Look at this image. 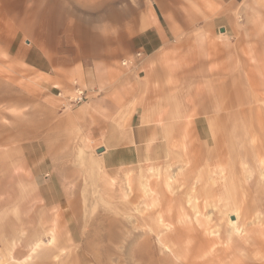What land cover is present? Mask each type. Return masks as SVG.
Wrapping results in <instances>:
<instances>
[{
	"label": "rangeland",
	"instance_id": "374dc122",
	"mask_svg": "<svg viewBox=\"0 0 264 264\" xmlns=\"http://www.w3.org/2000/svg\"><path fill=\"white\" fill-rule=\"evenodd\" d=\"M108 1L50 0V16L33 11L49 0H0V264H264V7L118 0L135 6L118 22ZM144 16L174 47L124 85L95 48ZM239 110L244 157L227 135Z\"/></svg>",
	"mask_w": 264,
	"mask_h": 264
},
{
	"label": "crops",
	"instance_id": "0c3cea01",
	"mask_svg": "<svg viewBox=\"0 0 264 264\" xmlns=\"http://www.w3.org/2000/svg\"><path fill=\"white\" fill-rule=\"evenodd\" d=\"M45 0H38L39 3L43 2ZM116 1L118 0H109L107 4V11L106 16L109 19H113L116 21L124 20L126 17V14L128 12H134L135 6L134 5H116ZM257 5L264 7V0H256ZM39 6V5H38ZM33 8V11L39 10L41 13L48 14V15H54L56 12H60L56 9V7L50 3L47 7H43L42 9L39 7ZM26 10V9H25ZM24 10V11H25ZM31 9L27 8V11ZM13 10L8 9H0V12L2 14H8L12 13ZM26 13V12H25ZM145 18V16L143 17ZM144 26L140 27V23L137 22L135 25L132 26L130 29H126L125 25L121 26V29L117 35L116 38L112 39L109 44L103 46V44H98L95 48L97 54H100L105 52L108 54V56L104 57V62L108 66L109 72H119L121 82L125 85L127 81H131L134 73L136 72L138 67H141L143 69H150L153 68L152 66L160 64V62L163 63L164 60L169 58V54L171 53L170 50L173 49V36L174 31L169 26L166 25V21L164 18L160 19L158 16L154 17L153 19H147L145 18ZM147 23V24H146ZM101 42V41H98ZM137 52H140L142 55H145V59L139 63H136V65L128 70L126 73V70L124 67L119 66L118 62L122 59H126L127 57H133L136 55ZM100 58H103L100 56ZM152 59H156V62L152 63ZM98 63V62H97ZM99 64V63H98ZM36 65V64H33ZM34 68H38L40 71L44 72L43 67L41 66H32ZM154 69V68H153ZM157 69V67H156ZM83 77L85 81L88 78V75L92 73L94 75V67L91 70L84 71V69L81 70ZM97 74V73H95ZM91 75V76H92ZM89 80V79H88ZM87 84V93L89 95H94L96 93V89L93 86L94 83H91V81L85 82ZM122 85V84H120ZM119 85V86H120ZM105 101L106 97L102 96L100 99H92L90 100L89 104L95 101ZM244 111L242 112L239 110V112L236 115H230L228 119L231 120L232 123L235 124L236 130L229 131L227 135H229V138L231 139L233 146V149L237 150L238 146H244V142H247L248 138L253 137L254 130L251 129V122L248 121L246 118V114L244 115ZM95 117H97L95 115ZM228 126V123H227ZM242 138H245L244 140H241ZM253 139V138H252ZM231 144V145H232ZM243 150V149H242ZM251 150L254 153L255 150H257V146L252 145ZM239 152V151H238ZM241 157H244L241 152H239ZM258 155L256 156V158ZM252 157L250 159H253Z\"/></svg>",
	"mask_w": 264,
	"mask_h": 264
},
{
	"label": "built area",
	"instance_id": "2783aa9c",
	"mask_svg": "<svg viewBox=\"0 0 264 264\" xmlns=\"http://www.w3.org/2000/svg\"><path fill=\"white\" fill-rule=\"evenodd\" d=\"M135 56L139 57L141 56V53L137 52ZM126 64H127V61L122 62V65H126ZM57 96H61L60 98L62 99V103H61L62 107L66 109V108L76 106L79 103L83 102L86 98V90L77 86L75 87L74 93H72V95L62 96L61 92L59 91L57 93Z\"/></svg>",
	"mask_w": 264,
	"mask_h": 264
},
{
	"label": "bare ground",
	"instance_id": "6f19581e",
	"mask_svg": "<svg viewBox=\"0 0 264 264\" xmlns=\"http://www.w3.org/2000/svg\"><path fill=\"white\" fill-rule=\"evenodd\" d=\"M255 154V153H254ZM246 183V182H245ZM107 185V184H106ZM147 185H149V184H147ZM106 189V188H105ZM244 189V188H243ZM111 191V190H110ZM130 193V192H129ZM127 194H128V192H127ZM186 194H187V192H186ZM196 194V193H195ZM194 194V195H195ZM137 195V194H136ZM189 195V194H188ZM174 197V196H173ZM179 197V196H178ZM194 197V196H193ZM133 198V197H132ZM135 199H137V198H135ZM134 198H133V200H135ZM180 199V198H179ZM180 203H182V202H180ZM192 203V202H191ZM175 204V203H174ZM193 205H195L194 203H193ZM192 205V206H193ZM182 206H183V204H182ZM195 207H196V205H195ZM194 207V208H195ZM183 208V207H182ZM185 208V207H184ZM155 209V208H154ZM187 209V208H186ZM185 210V209H184ZM154 211V210H153ZM197 211V210H196ZM155 212V211H154ZM185 212V211H184ZM198 213V212H197ZM232 214V213H231ZM234 215V214H233ZM157 219H158V221L160 222L161 221V223H164L165 222V220H166V218L164 217V216H162V215H158V217H157ZM231 220V219H230ZM213 221V220H212ZM234 223V222H233ZM232 222H231V224H233ZM149 225H151V224H149ZM171 234V233H170ZM172 235V234H171ZM173 236H175V234H173ZM179 237L180 236H178V237H176V238H178L179 239ZM175 238V239H176ZM145 239V238H144ZM243 239H246L245 241H249V239L247 238V237H244ZM235 240V242H236V244L234 245V247H236V248H240V247H244L245 246V242H244V240ZM232 240V239H231ZM212 243H214V240L212 239V241L210 242L209 240L205 243L204 242V244L206 245H209V244H212ZM233 245V244H232ZM262 245V244H261ZM169 247V246H168ZM233 246L231 247V249L233 250V248H234ZM167 249H169V248H167ZM232 250H230V252L232 251ZM177 251V250H176ZM173 252V251H172ZM225 252H227V251H225ZM225 256V255H224ZM225 257H227V256H225ZM179 258V257H178ZM209 259H211V258H209ZM222 259H224L223 257L222 258H220L219 259V261H221ZM234 259V258H233ZM232 260V259H231ZM208 261V260H207ZM218 261V262H219ZM209 262V261H208ZM234 262V261H233ZM204 263V262H203ZM210 263V262H209ZM217 263V262H216ZM215 263V264H216ZM205 264V263H204ZM219 264H221L220 262H219ZM239 264V263H238ZM246 264H248V263H246Z\"/></svg>",
	"mask_w": 264,
	"mask_h": 264
},
{
	"label": "water",
	"instance_id": "95a60500",
	"mask_svg": "<svg viewBox=\"0 0 264 264\" xmlns=\"http://www.w3.org/2000/svg\"><path fill=\"white\" fill-rule=\"evenodd\" d=\"M220 31L223 32L224 31V28L223 27L220 28ZM104 150H105L104 147H99L98 149H96L97 152H102ZM230 218L233 220L234 219V216L231 215Z\"/></svg>",
	"mask_w": 264,
	"mask_h": 264
}]
</instances>
